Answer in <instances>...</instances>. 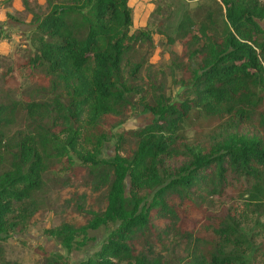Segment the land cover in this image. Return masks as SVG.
<instances>
[{"label":"trees","instance_id":"16d2710c","mask_svg":"<svg viewBox=\"0 0 264 264\" xmlns=\"http://www.w3.org/2000/svg\"><path fill=\"white\" fill-rule=\"evenodd\" d=\"M45 3L44 13L29 11V47L13 63L32 92L26 100L0 98V241L26 229L51 163L64 161L69 170L76 158L93 190H102L104 206L82 225L62 222L45 234L70 251L86 244L87 230L113 224L76 264H264V242L246 260L251 245L241 231L264 214V0H199L183 9L170 39L184 55L175 64L182 96L170 102L131 85L147 61L135 57L136 48L151 44L160 26L151 18H162L170 3L157 0L132 32L128 0ZM22 5L29 10L26 0ZM14 30L0 29V42ZM135 107L151 119L125 130L134 142L131 153L122 155L117 146L112 157H100L103 119ZM20 117L24 124L14 129ZM189 118L215 120L221 134L206 143L188 141L182 128ZM223 197L226 206L206 210ZM154 218L168 224L156 230ZM156 235L163 249L169 236L185 239V253L164 260L135 250Z\"/></svg>","mask_w":264,"mask_h":264},{"label":"rangeland","instance_id":"374dc122","mask_svg":"<svg viewBox=\"0 0 264 264\" xmlns=\"http://www.w3.org/2000/svg\"><path fill=\"white\" fill-rule=\"evenodd\" d=\"M26 1L31 10H22L18 14H13L21 19V23L25 26H15L7 20L6 16L4 17L3 11L0 10V29L2 32L12 31L17 27L20 31L22 30V32L14 30L15 32L9 40L0 42V98L3 99L10 96L26 100L27 91L31 90V81L27 77L17 78L18 73L15 71L13 63L19 60L24 50L29 47L27 41L28 31L31 28L29 26L31 20V15H28L29 11L42 14L46 11V3L44 0H41L40 4L36 0ZM156 1L150 2L154 6ZM164 1L170 3L172 7L170 10H162L164 14L162 18L157 19L155 15L151 18V20H160L159 31L152 34L151 44L140 45L136 48L135 57L142 56L144 59L147 56V61H145L138 75L132 78L131 85L135 89L145 91L148 98L150 96L156 98L157 96L170 102L178 100L182 96L178 85L179 78H182V72L175 64L184 60L180 46L176 42L170 43V39L175 32L183 9L195 6L199 0ZM3 4L6 5V2L4 1ZM147 11H139L137 15L141 16L143 13V19ZM8 12L15 13L17 10H8ZM27 18L29 21L25 20ZM259 23L264 28V20ZM135 28H138L136 24H132L130 31L132 32ZM7 69L11 71L9 74L11 78L9 81H4L3 73ZM14 77L17 79V83L12 80ZM14 85L16 86L14 87ZM150 119L151 115L142 113L139 107L127 110L119 118L111 116L104 118L101 129L107 139L102 143L100 157H112L117 146L120 147V154L129 155L134 142L125 137V130L142 126L148 123ZM23 124L20 117L13 128H22ZM220 129L219 122L215 120L189 118L188 122L183 125L182 131L188 141L206 143L221 134ZM122 135V144L119 145L117 139L118 136ZM66 164L64 161L51 163V167L44 174L43 188L33 196L37 202V207L35 210L29 211L26 229L23 231L14 230L8 238L0 241V264H76L79 260L91 255L113 227V224L108 223L105 226L87 230L88 240L86 244L79 249H71L70 251L62 247L57 239L45 234L44 230L55 228L62 222L71 223L75 226L82 225L89 219L91 210L98 211L104 206L102 190H93L95 185L86 165H82L76 158H73L69 170L64 167ZM227 204L228 198L226 197L213 199L212 204L206 207V210L211 209L214 213L220 206ZM192 218H196V215L192 214ZM152 223L156 230L168 224L161 218H154ZM262 223H264V214H256L250 221L241 226V231L246 235L251 245L245 250L244 257L246 260H250L252 250L264 242V228L257 225ZM158 238L156 235L155 238L148 241L140 240L134 245V248L137 252L152 253L164 260L185 253L188 245L185 239L169 236L166 241L167 246L163 249L165 242ZM156 240L161 241L157 242ZM56 256L59 258L57 259Z\"/></svg>","mask_w":264,"mask_h":264},{"label":"crops","instance_id":"0c3cea01","mask_svg":"<svg viewBox=\"0 0 264 264\" xmlns=\"http://www.w3.org/2000/svg\"><path fill=\"white\" fill-rule=\"evenodd\" d=\"M4 1L5 0H0V4H2V5H0V10L3 11L4 17H5V12H8V10H17V12H15V13L8 12L10 14H18L23 10L22 0H10L9 3L6 2V5L3 4ZM36 1L38 4H40V2H41V0H36ZM150 1H152V0H128V4L133 8L132 24H136V27H138V26L141 27L145 24V21L147 19V16L149 15V12L153 9V4ZM29 10H31V9L29 8ZM135 10H137V11H135ZM144 10H148V11L145 15V18L142 19L143 13L141 14V16H139V15H137V12H139V11L144 12ZM28 15H30V14H28ZM7 20H9L15 26L16 25H22V26L24 25L18 21H13L11 19H7ZM25 20L29 21L28 18ZM135 20H137V22L134 23ZM14 29H16L18 32H22V30L21 31L19 30V27L14 28Z\"/></svg>","mask_w":264,"mask_h":264}]
</instances>
